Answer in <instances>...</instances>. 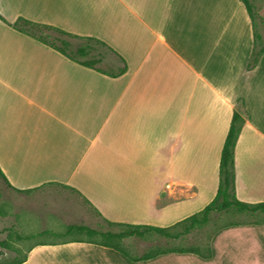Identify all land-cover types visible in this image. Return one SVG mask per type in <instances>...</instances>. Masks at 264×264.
Segmentation results:
<instances>
[{"label": "crops", "instance_id": "0c3cea01", "mask_svg": "<svg viewBox=\"0 0 264 264\" xmlns=\"http://www.w3.org/2000/svg\"><path fill=\"white\" fill-rule=\"evenodd\" d=\"M252 1L264 18V0ZM0 15L99 39L100 66L127 68L102 74L0 21V182L12 191L67 192L107 223L171 228L215 198L237 112L236 197L264 203V56L247 70L254 34L242 2L0 0ZM239 216L212 234L209 257L132 261L42 241L22 264H264V213Z\"/></svg>", "mask_w": 264, "mask_h": 264}, {"label": "trees", "instance_id": "16d2710c", "mask_svg": "<svg viewBox=\"0 0 264 264\" xmlns=\"http://www.w3.org/2000/svg\"><path fill=\"white\" fill-rule=\"evenodd\" d=\"M239 1L243 3L247 10L254 34V48L247 65V70L250 71L258 66L262 57L264 56V18L261 17L252 0ZM0 21L5 23L12 29L30 36L41 42L42 44L53 48L54 50L66 56L68 59L84 67L96 70L102 74L112 77H119L127 71L126 67L120 68L115 64L108 65V67L106 68L100 66L104 63L105 60V55L102 52V49L108 47L99 39L76 36L61 29L36 23L24 18H19L14 23H10L2 15H0ZM244 124V118L239 113L235 112L221 154L219 171L220 182L215 198L202 211L177 223L175 226L171 228H159L149 225L126 224L124 226H126L127 229L120 232H101L89 226L70 225L67 227L65 233L56 234L52 233L51 231H45L43 234H52L58 237H65L76 233L86 234L90 237H101L105 240V242H88L113 249L125 255L132 261H146L169 253H194L209 257L211 255L209 245L206 247V249H204V251H202V249L199 247H183L167 250L157 249L153 253H147L140 257H133L124 249H122L118 244H121L124 240L129 238L145 239L148 235L151 234H155L167 240L179 241L193 231L207 227L211 223L214 214H220L224 212H236L238 214L264 213V203L258 205H250L239 201L236 197L235 148ZM0 177L6 180V177L4 176L1 168ZM116 225L122 226L123 224ZM181 228V231H177ZM31 238H34V236L26 237V239ZM23 262L24 259L17 262L16 264H22Z\"/></svg>", "mask_w": 264, "mask_h": 264}, {"label": "rangeland", "instance_id": "374dc122", "mask_svg": "<svg viewBox=\"0 0 264 264\" xmlns=\"http://www.w3.org/2000/svg\"><path fill=\"white\" fill-rule=\"evenodd\" d=\"M42 193L44 192L19 194L0 182V264H16L23 260L31 245L36 242H105L101 237H90L86 234L74 233L58 237L43 234L45 231L61 234L65 233L70 225L89 226L101 232H120L127 229L124 226L125 223L120 226L97 218L88 211L76 195L54 192L51 193V197H48ZM74 211L89 213L86 214L89 220L68 221L66 217L74 214ZM238 221H240L238 213L224 212L214 214L207 227L193 231L179 241H171L151 234L145 239L129 238L118 245L133 257L153 253L157 249L199 247L204 251L209 244L210 237L218 228ZM181 230L182 228L177 231ZM29 236H34V238L26 239Z\"/></svg>", "mask_w": 264, "mask_h": 264}]
</instances>
